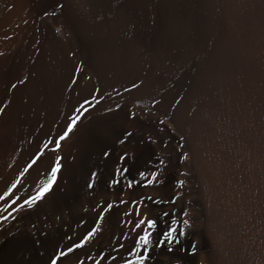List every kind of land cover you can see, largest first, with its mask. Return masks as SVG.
Instances as JSON below:
<instances>
[{"label": "bare ground", "instance_id": "6f19581e", "mask_svg": "<svg viewBox=\"0 0 264 264\" xmlns=\"http://www.w3.org/2000/svg\"><path fill=\"white\" fill-rule=\"evenodd\" d=\"M27 1L0 0V264H127L145 230V264H264L258 35L216 23L174 71L164 0Z\"/></svg>", "mask_w": 264, "mask_h": 264}, {"label": "rangeland", "instance_id": "374dc122", "mask_svg": "<svg viewBox=\"0 0 264 264\" xmlns=\"http://www.w3.org/2000/svg\"><path fill=\"white\" fill-rule=\"evenodd\" d=\"M36 1L37 0L27 1V6H28L27 11L29 12V14L32 13L31 15H34L38 10L37 6H35ZM160 1H163V0H160ZM164 1L167 7V16H166L165 25H166V28H169L171 30V33L173 35L170 34L171 35L170 37H171L173 46L174 47L176 46L178 50V55L173 53L176 61H173V63L169 61V65L170 64L173 65L171 66V70H172V67H174V71H176L175 69L183 68V64L181 62L187 61L189 58H192V57H195L197 59V56L200 55L199 53L200 49L204 45L206 47L209 43H213L212 38L214 39V35L216 36L219 33L217 31L218 24L216 25V23H219V24L221 23V26L225 25L223 27L224 28L226 27V29H228V33L236 37H239V34L240 36L242 35L241 38L242 37L247 38L248 36H250L251 33H255L256 36L258 35L257 45L259 44L258 46L260 48H258L257 46L258 49L256 48L255 54H254V51L250 49L251 52L249 54H254V56H257V57L258 56L260 57L261 55L262 56L261 58H264V0H231L229 1V3L231 4H225L224 0H222V1H219L220 2L219 5H215V6L212 5L208 0H164ZM28 3L30 5H28ZM224 4H225V7L222 8V5L224 6ZM236 12L237 13L239 12L238 13L239 16L237 15ZM111 20H113V22H110L112 24H109L106 26L103 25L102 26L103 28H101V32L104 34L106 33L111 34L114 31L113 32V34L115 33L114 35L121 34L122 33L121 26L123 24L122 19L116 16L114 17V19L112 18ZM208 24H210V26ZM214 24H215V27H214ZM207 26L209 27V29L207 28ZM172 38L173 39L175 38V39L173 40ZM175 40L177 43L175 42ZM243 44L240 43L241 47L243 46L245 47V48L243 47L244 50H248L250 48L249 46L247 47L246 43L244 45ZM114 52L117 53L118 51L117 52L114 51ZM257 52H258V55H257ZM115 53L111 52L109 56H113ZM117 54H115L116 59L120 57L121 55L120 53H117ZM115 55L113 56V58L115 57ZM200 58L197 60H200ZM193 71L194 70L191 71V75L195 72Z\"/></svg>", "mask_w": 264, "mask_h": 264}, {"label": "snow or ice", "instance_id": "6c2138e0", "mask_svg": "<svg viewBox=\"0 0 264 264\" xmlns=\"http://www.w3.org/2000/svg\"><path fill=\"white\" fill-rule=\"evenodd\" d=\"M69 127H71V125ZM61 139H63V137H61ZM57 170H58V165H57V167L52 168V174H51V177H50L48 183L37 193L36 196L32 197L31 200L25 201L26 204L31 206L32 203H34L36 200H39L44 195V193H46L50 189L52 181L55 179V175H56ZM153 175H155V174H153ZM144 223H145V221L141 220L137 224V227L139 228ZM146 223H147L149 229L155 227V224L151 220H148ZM174 223H175V221H174ZM184 223L187 224L188 222L185 221ZM149 235H150V233L147 230H145L144 234L139 237V240L136 241V248L133 250V255L135 256V259L128 261L127 264H145V261L148 258L147 257L148 249H147V247H142V245L147 246L150 243ZM179 235H184V232L180 231ZM166 236H167L169 243L173 242V237H172L171 231L169 233H167ZM69 251H71V248L69 249ZM60 255L63 256L64 253H60ZM52 264H56V261L53 260Z\"/></svg>", "mask_w": 264, "mask_h": 264}]
</instances>
